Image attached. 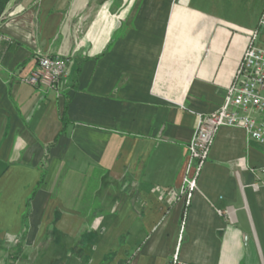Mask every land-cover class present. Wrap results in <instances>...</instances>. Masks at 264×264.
<instances>
[{"label": "crops", "instance_id": "0c3cea01", "mask_svg": "<svg viewBox=\"0 0 264 264\" xmlns=\"http://www.w3.org/2000/svg\"><path fill=\"white\" fill-rule=\"evenodd\" d=\"M263 14L264 0H9L0 264H170L175 253L264 264V142L219 129L182 193L187 144L222 104L250 33L264 44ZM40 53L71 61L59 85L21 83Z\"/></svg>", "mask_w": 264, "mask_h": 264}, {"label": "built area", "instance_id": "2783aa9c", "mask_svg": "<svg viewBox=\"0 0 264 264\" xmlns=\"http://www.w3.org/2000/svg\"><path fill=\"white\" fill-rule=\"evenodd\" d=\"M260 25L264 26V14ZM71 61L65 57L37 55L35 69L21 83L38 88H52L70 74ZM224 127L244 131L247 138L264 142V44L257 43V33H250L233 82L226 90L220 107L200 119L187 144V162L192 174L182 189L188 200L196 187L197 176L205 164L218 130ZM264 174V170L262 171ZM170 264H196L181 261L175 253Z\"/></svg>", "mask_w": 264, "mask_h": 264}, {"label": "trees", "instance_id": "16d2710c", "mask_svg": "<svg viewBox=\"0 0 264 264\" xmlns=\"http://www.w3.org/2000/svg\"><path fill=\"white\" fill-rule=\"evenodd\" d=\"M8 2H9V0H0V20H1L2 14H3ZM61 122H62V130L60 132V135L65 132V129H66L67 125L69 124V121L67 120V117H66L65 110L62 113ZM44 176H45V170H42V172L40 174L39 181L37 182L35 188L33 189L32 193H31V196L27 200L26 210H25V213H24V216H23V221H22L23 230L21 232L20 237L17 239V244H18L17 246L21 245L24 242L25 234H26L25 231L27 229V218H28V213H29V205L28 204H29L30 200L32 199L33 195L35 194V192L42 185L43 180H44ZM187 207H188V205L184 206V209H183V212H182V216H181V223L182 224H183L184 219H185V214H186Z\"/></svg>", "mask_w": 264, "mask_h": 264}]
</instances>
